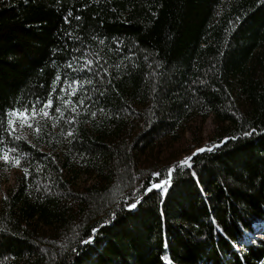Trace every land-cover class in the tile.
Masks as SVG:
<instances>
[{"label": "trees", "instance_id": "trees-1", "mask_svg": "<svg viewBox=\"0 0 264 264\" xmlns=\"http://www.w3.org/2000/svg\"><path fill=\"white\" fill-rule=\"evenodd\" d=\"M12 171L0 264L264 262V0H0Z\"/></svg>", "mask_w": 264, "mask_h": 264}, {"label": "snow or ice", "instance_id": "snow-or-ice-1", "mask_svg": "<svg viewBox=\"0 0 264 264\" xmlns=\"http://www.w3.org/2000/svg\"><path fill=\"white\" fill-rule=\"evenodd\" d=\"M69 67H71V65H69ZM51 105H52V101L51 100L47 101L44 104V109H47V108L51 107ZM56 110L59 111V109H56ZM42 112H43V115L45 117H47L49 115V113L46 110H42ZM8 115H9L8 124H9L10 128H12V125L14 124L13 118H16V119H19V120L25 122L27 124V126L29 128H31L32 124L29 121H30V118H34L37 115L36 106L35 105L32 106L31 117L29 116L27 109H25L24 111H20V110L14 109V110H11L8 113ZM12 130L15 131L14 128H12ZM37 132H39V129H37ZM245 135H249V133L246 132ZM197 151L198 152H202V151H205V149L201 148V149H197ZM208 151H211V149H208ZM193 155H195V153ZM2 158H3V160H4V162L6 164H11L12 166H16V167H18L19 164H20V160L19 159H13V157L8 152H5L3 154ZM189 160H191V157L185 158V160L180 162V165L182 167L188 166V161ZM172 171H173V169H169V175H171ZM153 175H159V173H153ZM163 183L167 184L168 181L165 180V181H163ZM159 186L160 185H153L152 187L155 188V187H159ZM148 190L150 191L151 189H148ZM128 206L130 208H135L136 204L135 203H130ZM90 242H91V238L89 239V241H85V243H90ZM261 264H264V262H261Z\"/></svg>", "mask_w": 264, "mask_h": 264}, {"label": "rangeland", "instance_id": "rangeland-1", "mask_svg": "<svg viewBox=\"0 0 264 264\" xmlns=\"http://www.w3.org/2000/svg\"><path fill=\"white\" fill-rule=\"evenodd\" d=\"M207 123H208V122H206L205 127H204L205 132H206V130L209 128V125H208ZM14 173H15L14 171H12V172H4V173H1L0 175H1V179H2V181L5 180V176L8 174V175H7V176L9 177V178H8V181L10 182V180H11V178H12V176H13ZM8 181H7V183H8ZM4 185H5V181H4V183H3V185H2L1 188H3ZM0 194H1V192H0Z\"/></svg>", "mask_w": 264, "mask_h": 264}]
</instances>
